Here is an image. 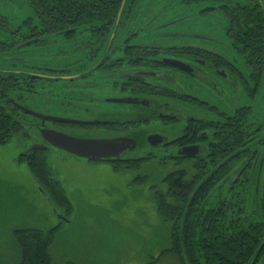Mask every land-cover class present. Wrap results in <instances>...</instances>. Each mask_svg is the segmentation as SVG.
<instances>
[{
	"label": "flooded vegetation",
	"instance_id": "flooded-vegetation-1",
	"mask_svg": "<svg viewBox=\"0 0 264 264\" xmlns=\"http://www.w3.org/2000/svg\"><path fill=\"white\" fill-rule=\"evenodd\" d=\"M87 1L95 5L98 0ZM227 3L237 8L220 10L209 3L199 10L208 11L197 16L189 9L186 16L157 22L153 34L127 16L119 22L121 10L115 20L104 16L110 10L96 6L86 11L94 15L93 22L98 14L103 19L83 24L68 23L78 19H70L69 12L79 15L82 9L56 10L63 14L62 25L50 19L41 24L33 15L51 9L34 10L27 2V14L17 25L0 13V57L9 68L0 74L37 81L35 89L28 84L12 92L9 103L30 117L19 107L28 109L23 104L43 83L58 82L48 91L57 108L104 101L110 109L62 118L72 122L41 127L30 117L27 123H33L41 143V128L135 143L134 149L102 163L116 169L117 164L155 160L167 171L163 180L182 173L184 183L193 184L188 198L192 222L233 221L239 233L254 228L264 220V0H225L222 5ZM194 17L203 21L202 29L185 25ZM183 25L186 30H167ZM253 32L254 39L247 34ZM17 64L22 69L15 72ZM102 88L113 93L112 99L92 94Z\"/></svg>",
	"mask_w": 264,
	"mask_h": 264
},
{
	"label": "rangeland",
	"instance_id": "rangeland-1",
	"mask_svg": "<svg viewBox=\"0 0 264 264\" xmlns=\"http://www.w3.org/2000/svg\"><path fill=\"white\" fill-rule=\"evenodd\" d=\"M27 8L24 0H0V13L13 18L12 26L20 23ZM185 25L202 29L203 21L194 17ZM167 30L186 29L183 25ZM21 69L20 64L12 68L15 72ZM6 70L9 68L0 57V71ZM43 85L39 93L31 96V101L23 104L37 114L58 118L88 117L93 111L110 109L104 101L101 105L73 102L67 109L57 108L52 105L54 99L48 91L57 88L60 82ZM92 94L103 99L113 96L103 88ZM31 120L26 117L23 121L24 135L19 134L0 146V264L16 262L14 230L46 232L56 227L50 247L54 264H147L149 261L180 264L173 255H161L170 247V225L156 213V195L168 197L167 186L163 183L167 171L164 173L157 161L150 159L135 166L117 164L114 169L108 164L77 158L54 148L45 149L52 176L73 207L71 215L66 217L39 189L25 164L16 161L20 153L41 143L33 123H27ZM167 169H171V165Z\"/></svg>",
	"mask_w": 264,
	"mask_h": 264
},
{
	"label": "trees",
	"instance_id": "trees-1",
	"mask_svg": "<svg viewBox=\"0 0 264 264\" xmlns=\"http://www.w3.org/2000/svg\"><path fill=\"white\" fill-rule=\"evenodd\" d=\"M26 2L34 10L51 9L50 13L36 12L33 15L34 19L43 25L49 19L52 24H66L65 19L60 20L63 14L56 11L59 9L83 10L79 15L69 12L70 19L78 18L77 21L68 22L69 24L98 22L99 19H103L99 14L95 16L93 22L94 15H89L86 11L87 7L96 6L98 9L110 10L108 13L105 11L104 16L112 15L115 20L117 13L121 10L119 22L123 16H127L130 23L142 25L145 34H151L150 30L157 22L170 21L181 17V15L186 16L189 9H193L196 15L197 13L204 14L208 9L200 12L199 10L204 9L209 3L217 6L220 10L232 8L234 11L237 8L234 4L229 5L230 3L222 5L225 0H113L111 2L98 0L95 5L87 0H27ZM160 9L161 13L156 15ZM155 30L153 29V31ZM247 34H250L254 39V32ZM146 38L153 39V36L147 35ZM247 39H249V35H247ZM36 82L30 77L0 74V146L19 134L24 135L23 121L27 117L11 107L8 97L15 90L21 91L23 85L31 84V87L35 89ZM25 92L33 94L31 91ZM16 161L19 164H25L48 200L56 208L62 210L66 217H69L73 207L62 186L52 176L47 162V151L44 148L25 150L18 155ZM163 183L167 186L168 197L156 195L155 205L157 215L170 225V247L164 250L161 255H173L180 264L264 263V220L254 228L246 226L240 233L237 224L233 221L225 220L224 222L203 224L192 222L190 213L193 201L188 198L193 184L190 182L185 184L182 173L167 176ZM56 228L46 232L39 229L14 230L12 232L16 248L14 264H54L50 256V247L55 238ZM147 264H154V262L149 261Z\"/></svg>",
	"mask_w": 264,
	"mask_h": 264
},
{
	"label": "water",
	"instance_id": "water-1",
	"mask_svg": "<svg viewBox=\"0 0 264 264\" xmlns=\"http://www.w3.org/2000/svg\"><path fill=\"white\" fill-rule=\"evenodd\" d=\"M19 110L30 117L38 119L40 121L41 127L44 126L45 122H72L62 118L40 115L23 107H19ZM39 134L42 143L31 146L27 149V151L43 148L49 150V147L47 146L49 145L57 150L63 151L77 158L92 162H105L106 160L118 158L121 154H123V152L132 150L136 147L135 143L128 145L124 142H116L111 140L83 139L44 128L40 129Z\"/></svg>",
	"mask_w": 264,
	"mask_h": 264
}]
</instances>
